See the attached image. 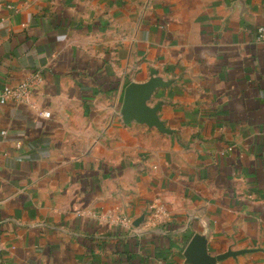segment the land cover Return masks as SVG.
Here are the masks:
<instances>
[{
	"label": "crops",
	"instance_id": "obj_1",
	"mask_svg": "<svg viewBox=\"0 0 264 264\" xmlns=\"http://www.w3.org/2000/svg\"><path fill=\"white\" fill-rule=\"evenodd\" d=\"M260 25L264 0H0V91L42 75L0 102V264H191L194 235L264 264ZM151 82L158 123L124 108Z\"/></svg>",
	"mask_w": 264,
	"mask_h": 264
},
{
	"label": "water",
	"instance_id": "obj_2",
	"mask_svg": "<svg viewBox=\"0 0 264 264\" xmlns=\"http://www.w3.org/2000/svg\"><path fill=\"white\" fill-rule=\"evenodd\" d=\"M154 82L137 85L129 84L125 89L124 108L128 109L130 114L137 117L138 120H149L157 122L154 109L145 106L143 99L148 94ZM144 217L141 216L134 221L139 225ZM184 254L191 264H215L216 258L208 253L206 241L199 235H194L187 244Z\"/></svg>",
	"mask_w": 264,
	"mask_h": 264
},
{
	"label": "built area",
	"instance_id": "obj_3",
	"mask_svg": "<svg viewBox=\"0 0 264 264\" xmlns=\"http://www.w3.org/2000/svg\"><path fill=\"white\" fill-rule=\"evenodd\" d=\"M256 38L258 40L264 38V25H260L256 28ZM42 75L39 71H35L28 75L23 80H20L14 85H3L0 91V102L14 101L16 103L27 102L32 96L33 91L41 84ZM31 106L38 111V113L44 117H49L50 112L47 110H40L34 104ZM7 132L5 130L1 131V135L5 136ZM19 146L20 142H16ZM162 215V210L159 207L152 206L151 212L147 215L145 219L148 225H153L157 219H160ZM115 222L122 224L124 226L130 227L132 225L131 219L126 216H118Z\"/></svg>",
	"mask_w": 264,
	"mask_h": 264
}]
</instances>
